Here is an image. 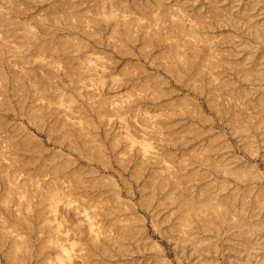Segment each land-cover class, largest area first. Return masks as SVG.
Returning a JSON list of instances; mask_svg holds the SVG:
<instances>
[{"label": "rangeland", "instance_id": "rangeland-1", "mask_svg": "<svg viewBox=\"0 0 264 264\" xmlns=\"http://www.w3.org/2000/svg\"><path fill=\"white\" fill-rule=\"evenodd\" d=\"M0 264H264V0H0Z\"/></svg>", "mask_w": 264, "mask_h": 264}, {"label": "bare ground", "instance_id": "bare-ground-1", "mask_svg": "<svg viewBox=\"0 0 264 264\" xmlns=\"http://www.w3.org/2000/svg\"><path fill=\"white\" fill-rule=\"evenodd\" d=\"M196 111H197V114L199 115V116H202V112H201V110H200V108L198 109V107H196ZM23 133H24V137H25V142H26V145H30V146H32V147H34L35 149H39V150H42L43 149V145L38 141V140H36L34 137H32L29 133H27L26 131H24L23 130ZM148 148H149V145L148 144H146L145 145V147H144V150L146 151V150H148ZM32 164H35L34 162H32ZM36 166V165H35ZM251 167H253L254 168V166H251ZM27 178V177H26ZM28 179V178H27ZM26 179V180H27ZM25 180V181H26ZM29 180V179H28ZM42 181H43V179H42ZM27 182V181H26ZM34 185V184H33ZM45 186V185H44ZM52 186V185H51ZM40 189V188H39ZM65 191V190H64ZM71 191V190H70ZM68 193V192H67ZM69 195H70V193H68V194H66V197L68 198L69 197ZM51 198V197H50ZM118 198V197H117ZM116 198V199H117ZM120 199V198H119ZM51 201H53V198H51ZM190 204V206H192V207H196V206H198V205H195L194 203H189ZM218 204H220V205H222L223 203H221V202H219ZM223 206H224V204H223ZM2 227V226H1ZM15 238V237H14ZM17 240V239H16ZM14 246H16L15 244H14ZM4 256H5V258H6V260H8V261H10V257H12L11 256V253L9 254V252H4ZM68 258H70V255L68 254V256H67Z\"/></svg>", "mask_w": 264, "mask_h": 264}]
</instances>
